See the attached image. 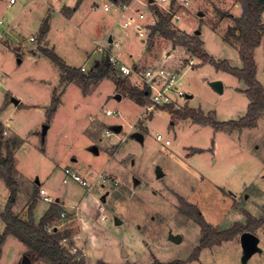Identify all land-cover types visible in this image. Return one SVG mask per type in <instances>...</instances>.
<instances>
[{
    "label": "rangeland",
    "instance_id": "1",
    "mask_svg": "<svg viewBox=\"0 0 264 264\" xmlns=\"http://www.w3.org/2000/svg\"><path fill=\"white\" fill-rule=\"evenodd\" d=\"M112 1L130 2L135 9L144 6L146 22L154 16L152 6L165 9L157 3L160 0H153L152 5L149 0ZM91 2L15 0L10 4L0 0V35L8 25H14V35L0 38V157L5 155L7 138L16 135L21 140L14 149V178L18 182L14 212L26 218L30 194L37 185V199H41L43 184L51 197H59L67 213L53 225L71 232L67 242L84 264H264L263 225L251 231L259 242L258 250L248 258H243L240 232L221 244L202 248L198 257L191 259L201 227L179 200L196 205L217 230L234 223L247 224V213L254 219L264 217V111L253 127L215 129L207 123L177 119L168 109H145L147 102L138 104L121 93L110 77L90 84L86 91L77 82H62L60 68L41 48L53 49L66 64L87 72L106 57L98 41L112 36L119 47L107 49L121 51L125 63L139 70L165 65L179 71L180 86L190 96L187 106L202 109L218 121L238 119L246 111L249 99L240 90L246 86L242 80L211 63H202L185 45H174L159 35L149 38L148 28L145 42H140L132 30L115 24L114 12L93 10ZM164 3L180 16L171 21L176 29L185 35L201 30L209 55L242 66L237 48L222 39L232 20L220 18L215 11L238 16L241 5L237 0ZM45 23L48 28L43 32ZM110 29L115 33L108 36ZM135 56H141L137 64L133 63ZM191 57L194 63L188 67ZM254 58L256 78L264 88V35ZM126 80L133 85L135 76ZM214 81L222 83L221 92L212 86ZM54 95L59 98L58 106L48 115ZM14 99L19 101L17 105ZM106 110L112 113L106 114ZM116 124L121 125L118 132L112 130ZM43 126H47L45 134ZM135 131L143 134L142 141L132 137ZM157 134L162 140H157ZM166 139L170 144L164 143ZM65 168L82 175L103 171L107 184L102 187L96 181L87 190L77 182H63ZM158 170L162 173L159 177ZM89 179L92 182L93 176ZM7 192L0 179V211ZM48 203L38 201L33 209L36 221ZM100 203L106 220L96 211ZM116 218L119 224H115ZM3 229L0 216V233ZM177 234L181 240L170 238ZM25 251L18 239L8 235L0 264H49L43 260L26 263Z\"/></svg>",
    "mask_w": 264,
    "mask_h": 264
},
{
    "label": "trees",
    "instance_id": "2",
    "mask_svg": "<svg viewBox=\"0 0 264 264\" xmlns=\"http://www.w3.org/2000/svg\"><path fill=\"white\" fill-rule=\"evenodd\" d=\"M241 5V13L238 16L229 11L215 8L217 16L220 18L229 17L232 24L228 25V35L224 39L233 43L237 47L238 55L242 61V67L230 65L228 60H215L208 54L203 47V41L199 34L193 33L185 35L174 27L171 23V13L165 12L158 6H152L151 10L155 15L156 22L148 26V37L153 39L159 35L162 39L171 40L174 45H185L194 56H197L202 63H211L216 69H222L236 76L246 84L244 92L249 102L243 116L235 120L218 121L204 113L202 109L185 106L181 110H175L171 106H164L162 109L174 115L177 119H190L196 123H207L215 129L241 130L253 127L264 111V88L256 78V62L254 51L261 43L264 34V22L261 15L264 12V0H237ZM80 3V0H79ZM153 3H151L152 5ZM79 5V4H77ZM76 7V6H75ZM78 7V6H77ZM172 11V6L170 5ZM227 32V31H226ZM41 51L51 58L60 68V80L62 82H77L83 91L90 84H96L104 77L113 79L116 88L138 104L147 102L145 89L127 83L126 78L114 72L109 63L100 60L92 64L87 72L79 67L66 64L53 49L41 48ZM114 72V73H113ZM59 98L54 95L47 113L51 115L58 106ZM2 123L0 121V131ZM21 140L14 135L7 138L4 142L5 155L0 157V179H2L9 190L5 207L0 211V216L4 222V229L0 233V255L2 245L8 235L14 236L25 247V255L30 262L43 260L49 264H84L83 258L77 259L78 253H73L62 243V239L70 235L68 229H59L53 222L59 218L62 211L60 203L53 201L49 204L43 215L36 221L33 217V209L38 198L37 185L34 187L30 200L27 204V217L23 218L13 210V205L17 197V181L14 178L15 158L14 149ZM181 205L187 207V213L195 219L201 227V237L191 259L198 257L199 251L204 247L221 244L235 237L238 233L245 230H254L256 226H264V217L254 219L247 213V224L241 225L234 223L231 227L217 230L209 224L203 217L198 207L194 204L186 203L182 198L179 199ZM51 228V229H49ZM99 264H108L99 262Z\"/></svg>",
    "mask_w": 264,
    "mask_h": 264
},
{
    "label": "built area",
    "instance_id": "3",
    "mask_svg": "<svg viewBox=\"0 0 264 264\" xmlns=\"http://www.w3.org/2000/svg\"><path fill=\"white\" fill-rule=\"evenodd\" d=\"M10 3H13L15 0H9ZM169 0H160L157 3L164 7L165 12L171 13V21H178L180 16L175 14L170 9L169 6H165L164 2ZM168 7V8H167ZM91 8L93 10H102L104 12H114L116 15V23L125 30H132L133 34L139 39L140 42H145L147 35L146 29L148 26L154 24L156 22L155 17L151 16L150 20H147V14H145L142 10L138 8H133L130 2L125 1H112V0H92ZM143 22H146L143 25ZM112 38V36H110ZM109 37H105L98 41V47L103 51H106V56L108 57V63L112 66L113 70L119 73L122 77L130 78L135 76V80H133V85L138 86L140 88L145 89V94L147 95V104L145 105V109L152 108H162L164 106H171L175 110H181L185 106H187V101L189 96L185 93V91L180 86V73L179 71L171 70L165 65H151L144 69L139 70L136 66L125 63L122 60V52L121 51H113V47H119L118 41H115L112 38L111 41H108ZM30 40H34V37L31 36ZM111 49H107L110 48ZM194 58H189L188 67L193 65ZM110 110H106V114H111ZM157 140H162V135H156ZM165 144H170L168 139L164 140ZM89 172L88 175H82L78 171L65 168L63 171V182L68 180L79 183L83 187H87V190L97 181V183L104 187L107 184L106 173L103 171H98L96 173ZM93 176L92 182H90L89 178ZM114 180V179H113ZM100 181V182H99ZM39 194L42 199L46 202H53L55 199L48 194V191L41 187L39 189ZM96 211L101 215L102 220H106L104 206L102 203L96 206ZM60 215L62 217H67V213L65 211H61ZM51 229V228H49ZM62 243L69 248V250L75 253L76 248L74 246H70L69 242H67V237L63 238ZM77 259L80 258L79 254L76 255Z\"/></svg>",
    "mask_w": 264,
    "mask_h": 264
},
{
    "label": "water",
    "instance_id": "4",
    "mask_svg": "<svg viewBox=\"0 0 264 264\" xmlns=\"http://www.w3.org/2000/svg\"><path fill=\"white\" fill-rule=\"evenodd\" d=\"M153 0H150V2H152ZM47 24L45 23L43 26H42V31L45 32L47 30ZM194 33H197L199 34L200 33V30H196ZM112 38L109 37L108 38V41H111ZM105 63L107 64L108 63V57L106 56L105 59H104ZM212 86L214 87L215 90H217L218 92H221L223 90V85L220 81H214L212 82ZM117 98L120 97L119 94H117L116 96ZM190 98V96H189ZM15 102H17L18 100L17 99H14ZM46 128L47 126H43V131L42 133L45 134L46 132ZM112 130L114 132H118L121 130V125L120 124H116V125H113L112 126ZM132 137L136 138L137 140H140L142 141L143 140V134L140 132V131H135L132 133ZM95 150V152L97 151V147L95 146L93 148ZM162 173L160 170H158L157 172V176H161ZM59 198H55V201L57 202ZM115 223L118 224L119 223V220L116 218L115 219ZM170 238L172 240H175V241H179L181 240V236L179 234L177 235H170ZM239 240H240V245L242 247V250H243V258H248L252 253H254L255 251L258 250V242H259V237L251 232V231H248V230H245V231H242L239 235ZM25 262L28 263L29 260L25 257Z\"/></svg>",
    "mask_w": 264,
    "mask_h": 264
},
{
    "label": "crops",
    "instance_id": "5",
    "mask_svg": "<svg viewBox=\"0 0 264 264\" xmlns=\"http://www.w3.org/2000/svg\"><path fill=\"white\" fill-rule=\"evenodd\" d=\"M136 1V0H135ZM134 1V2H135ZM138 1V0H137ZM149 2H150V0H149ZM153 2V1H152ZM151 2V3H152ZM13 3H15V1L13 2ZM60 3V2H59ZM10 4H12V3H10ZM142 7H144V6H142ZM142 7H140V6H138L137 8L139 9V10H141V8ZM112 15V17H116V15L115 14H111ZM152 16V15H151ZM150 16V17H151ZM153 17H155V15L153 16ZM261 18H262V21L264 22V12L262 13V15H261ZM1 23V22H0ZM115 24H116V22H115ZM14 25H8L7 27H6V30L4 31V33L2 34V35H0V38L1 37H4L5 36V34H9V35H14V30L13 31H11L12 30V27H13ZM113 33H115V32H113ZM113 33L111 34V29L110 30H108L107 31V34H108V36H110V35H113ZM200 33H201V30H200ZM199 33V36H200V38H201V40L203 41V39H202V37H201V34ZM264 35V34H263ZM222 39L226 42V43H228V44H230V45H232L233 47H235V48H237L236 47V45H234L233 43H230V42H228V41H226L225 39H224V37H222ZM203 43H204V41H203ZM203 47H204V44H203ZM205 49V48H204ZM167 53H169L170 55L172 54L171 52H167ZM131 56V55H130ZM141 57V56H135L134 57V59H133V63H138V59ZM150 57V56H149ZM132 64V63H131ZM242 67V66H241ZM246 85V84H245ZM247 86H245L244 88H240V90H243L244 91V89L246 88ZM8 101H9V99H8ZM249 102V101H248ZM19 103V101H17V102H15V105H17ZM5 124V123H4ZM5 126H7L6 124H5ZM8 127V126H7ZM15 158V157H14ZM15 171H16V169H15ZM18 183V182H17ZM40 186L41 187H43L44 188V185L43 184H40ZM8 189V188H7ZM18 191V190H17ZM8 194H9V190H8V192L6 193V195L7 196H5L6 197V200H7V197H8ZM31 195V194H30ZM17 198V197H16ZM57 198H59V197H57ZM101 198H102V200H105V196L104 195H102L101 196ZM29 200H30V197H29ZM29 200H28V202H29ZM39 200H43L42 198L41 199H37V201H36V205H37V203H38V201ZM59 200V199H58ZM6 202V201H5ZM58 202V201H57ZM81 202V201H80ZM59 203V202H58ZM28 203H26V205H27ZM62 204V203H61ZM14 205H15V203H14ZM14 205H13V208H14ZM36 205H35V207H36ZM82 206L81 207H83V203L81 204ZM48 206H49V203L46 205V207H44V210H43V213L45 212V210L48 208ZM43 213H42V215H43ZM18 214V213H17ZM41 215V216H42ZM20 216V215H19ZM40 216V217H41ZM22 217V216H21ZM39 217V218H40ZM38 218V219H39ZM118 219V218H117ZM119 220V219H118ZM120 221V220H119ZM116 224V223H115ZM119 224V223H118Z\"/></svg>",
    "mask_w": 264,
    "mask_h": 264
}]
</instances>
